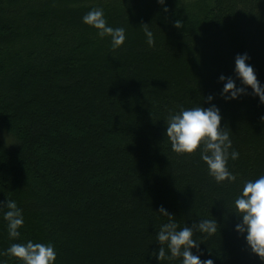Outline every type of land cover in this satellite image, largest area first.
<instances>
[{
  "label": "trees",
  "instance_id": "obj_1",
  "mask_svg": "<svg viewBox=\"0 0 264 264\" xmlns=\"http://www.w3.org/2000/svg\"><path fill=\"white\" fill-rule=\"evenodd\" d=\"M93 8L125 28L118 49L83 23ZM245 52L264 84V0H0V202L24 217L11 238L0 210V260L23 264L5 250L32 240L53 243L56 264H180L152 255L163 206L178 228L217 220L194 232L201 259L264 264L232 212L264 174V104L226 101L219 80ZM209 93L239 153L235 181L216 183L199 148L178 154L164 135L170 113L207 107Z\"/></svg>",
  "mask_w": 264,
  "mask_h": 264
},
{
  "label": "clouds",
  "instance_id": "obj_2",
  "mask_svg": "<svg viewBox=\"0 0 264 264\" xmlns=\"http://www.w3.org/2000/svg\"><path fill=\"white\" fill-rule=\"evenodd\" d=\"M165 5V0H158ZM165 11L167 7L165 6ZM83 23L97 30L101 38L109 36L112 48L118 49L126 40V30L123 27H115L107 24L102 8L90 9L82 17ZM180 21H176V27H180ZM147 25V24H145ZM145 36L149 46H153L154 35L148 28H144ZM248 53H238L235 57L234 75L225 76L221 74L219 80L223 82L221 96L226 101L239 99L242 95L251 94L259 97V102L264 104V84H262L254 70ZM240 81V86L236 80ZM249 88L251 92H249ZM215 96L209 93L205 97V106L181 108L178 112L170 113L166 119L167 136L171 148L178 154H193L199 148L201 159L206 163L208 174L216 181H235L236 176L228 168L229 157L236 160L239 153L232 149V141L226 127L221 124L222 115L220 108L213 103ZM264 121V115L260 117ZM3 211L4 219L7 221L8 235L17 238L21 235L19 229L24 224L22 210L16 202L7 199L6 204L0 202V210ZM159 212L168 216L169 222L163 223L156 233L160 244L158 251L152 255L158 261L165 258L174 260L179 258L180 264H215L211 258L201 259L203 255L199 243L193 238L194 232L212 235L217 232V220L201 219L193 221L191 225L179 227L171 219L172 214L163 206ZM232 212L238 219L234 230L244 235L246 246L252 254L257 255L264 261V174L256 179L245 181L238 194L233 200ZM200 251V255L193 249ZM6 254L15 257L23 264H56L57 252L53 243H41L28 240L25 243H12L6 250ZM0 264L5 261L0 260Z\"/></svg>",
  "mask_w": 264,
  "mask_h": 264
}]
</instances>
